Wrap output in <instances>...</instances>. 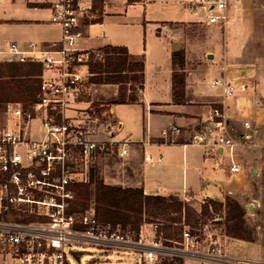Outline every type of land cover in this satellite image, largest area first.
<instances>
[{
    "label": "built area",
    "instance_id": "1",
    "mask_svg": "<svg viewBox=\"0 0 264 264\" xmlns=\"http://www.w3.org/2000/svg\"><path fill=\"white\" fill-rule=\"evenodd\" d=\"M84 1L56 0L51 4L50 22L61 29L60 45L43 48L31 44L29 50H23L18 43H9L7 49H0V56L8 55L14 62L43 67L37 102L27 108L22 103L6 104V123L0 122V244L10 250L18 264H70L69 256L77 254L74 249L80 247L141 254L142 264L165 260L179 261L176 264H264L231 255L217 244L206 226L194 234L184 229L182 245L170 246L165 244L157 222L142 225L136 233L99 224L92 207L84 213H69L76 197L73 186L89 182L95 158L114 150L119 158L128 159L136 146L118 139L123 123L113 105L99 114L90 109L79 112L82 117L69 115L78 112L74 110L77 103H84L79 97L90 76L89 64L105 57L100 49L78 46L87 11ZM194 3V8L200 6L211 13L209 24H227L226 1ZM215 9L221 14L213 15ZM211 87L221 91L224 99L248 90L237 76H221ZM208 124L211 133L202 130L182 145L201 147L205 155L214 158L227 156L230 174L241 173L243 164L237 153L255 146L257 129L245 120L243 131H238L220 106L212 108ZM182 133L180 127L170 125L162 130L160 139L176 144L172 135L177 138ZM148 145L151 143L143 146ZM144 160L150 163L153 157L144 153ZM185 200L194 199L189 196Z\"/></svg>",
    "mask_w": 264,
    "mask_h": 264
},
{
    "label": "crops",
    "instance_id": "2",
    "mask_svg": "<svg viewBox=\"0 0 264 264\" xmlns=\"http://www.w3.org/2000/svg\"><path fill=\"white\" fill-rule=\"evenodd\" d=\"M54 1L56 0L6 1V23L17 27L19 34H23L16 40L21 43L19 46L23 50H29L31 44L43 48L60 45L61 29L50 22V6ZM188 4L186 0H144L135 4H129L128 0H85L87 11L78 46L84 50L125 47L132 61L144 64L143 93L140 101L118 104L139 108L141 112V131L129 134L126 138L136 141L129 159L140 158L135 181L130 186L122 187L143 189L144 194L148 196H174L181 200L190 196L194 200L210 198L224 203L226 194L235 195L243 187L240 183L245 175L244 166L241 173L232 175L225 157L207 156L201 147H184L182 144L188 142V136L192 137L202 130L212 132L208 118L212 108L216 106L225 108L231 124L250 118L253 124L264 123V107L255 108L253 100L248 96L249 85L245 93L239 92L233 98L224 99L221 91L218 92L211 86L207 89L197 72L187 77L184 75L186 67H190V55L188 50L184 54L175 48V36L179 35V29L185 25L196 24L182 20L186 16ZM31 5L47 6L35 8ZM194 9L197 13V8ZM207 24L213 26L208 21ZM205 56H208V53ZM10 61L14 60L11 58ZM194 61L197 66L201 63V60ZM149 66L153 67L156 77L153 91L148 86ZM235 72L232 68H221L216 74L217 77L231 78L236 76ZM240 73L241 78L237 77L246 83L250 72L241 70ZM178 82L182 85L179 86ZM129 94L128 89L125 98H128ZM170 125L180 127L183 132L177 138L172 135V138L177 140L176 144L164 143L160 139L162 130ZM235 129L243 131L242 125ZM147 142L151 145L144 147ZM144 153L151 155L153 162H146ZM160 157L162 161L158 162ZM224 164H228L225 171L221 170ZM151 222L145 221L142 225L149 227ZM228 239L229 248L226 247V250L231 255L243 256L244 242Z\"/></svg>",
    "mask_w": 264,
    "mask_h": 264
},
{
    "label": "rangeland",
    "instance_id": "3",
    "mask_svg": "<svg viewBox=\"0 0 264 264\" xmlns=\"http://www.w3.org/2000/svg\"><path fill=\"white\" fill-rule=\"evenodd\" d=\"M6 1L0 0V49H7L9 43H15L17 37L23 35L19 34L20 30L17 27L6 23L8 16V3ZM186 1L189 4L186 6V16L182 20L196 24L185 25L184 28L179 29V35L175 36V48L184 54L188 50L190 55V67H186L184 75L187 77L191 73L197 72L198 76L203 79L205 87L210 89L212 81L219 78L216 73L221 68H232L236 71L235 75L240 76V78L241 70L249 71L250 76L245 80L249 85L248 96L253 100L255 108H263L264 0H220L227 3V24H213V26L207 24L208 16L211 13L200 6L197 7L198 12L195 13L194 0ZM211 1L214 4L216 0ZM212 14L220 15L221 13L215 9ZM206 53L213 55V59H208V56H205ZM10 59L11 57L8 55L0 56V62L10 61ZM195 59L201 60L200 65L197 66ZM82 71L86 72V69H82ZM148 79V86L153 91L156 77L152 66H149ZM128 89L130 86L105 87L93 85L87 80L79 97V101L84 103H77L74 110L78 112L74 111L69 115H72L73 118L82 117L79 112L85 113L90 109L99 114L113 105L118 120L123 123V130L118 135V139L131 141L126 139L127 136L141 131L140 109L115 104L120 95L125 98V92ZM216 91L219 92V90ZM139 95L142 96V94ZM3 111L4 108L0 112L2 124L6 123ZM248 120L253 124L252 118ZM242 122L232 124L236 128H240ZM253 125L257 129L255 134L257 141L256 138L253 140L255 146L237 153L238 159L245 168L243 171L245 175L240 183L243 187L235 195L226 194L225 198L238 201L245 209L246 228L240 234L250 237L251 241L241 240L244 242L242 247L245 252L241 258L254 259L264 263V123ZM34 127L36 128L37 125L34 124ZM37 136L34 137L38 138ZM190 140L191 136H188V141ZM132 142L136 141L132 140ZM139 159V157L121 159L116 151L112 150L105 155L97 156L91 165V170H95L97 178L106 184L108 183V185L111 183L114 186H130L135 181ZM227 165L224 164L221 170L225 171ZM253 169L256 171V175H253ZM207 200L210 198L193 200L192 202L197 208H200ZM220 216L222 215H212L213 219H219ZM212 217L208 218L207 224L204 226L209 229L218 245L229 248L230 239L228 238H237L228 236L225 229L216 225ZM187 229L190 228L187 227ZM74 250L77 254L69 256L70 264H142L143 260L141 254L130 252H104L98 248L83 247ZM177 262L165 260L161 264H176ZM14 263L10 250L0 244V264Z\"/></svg>",
    "mask_w": 264,
    "mask_h": 264
},
{
    "label": "trees",
    "instance_id": "4",
    "mask_svg": "<svg viewBox=\"0 0 264 264\" xmlns=\"http://www.w3.org/2000/svg\"><path fill=\"white\" fill-rule=\"evenodd\" d=\"M143 1L128 0V3ZM31 6L43 8L47 5ZM100 50L105 57L103 61L89 64V82L130 86L128 98L120 95L115 104L139 102V94L143 92L144 64L132 61L125 47H105ZM42 74L43 67L39 63L0 62V112L8 103H22L27 108L37 102ZM178 85L182 83L178 82ZM73 189L76 197L69 213H84L92 207L98 223L109 225L113 230L138 233L145 221L157 222L161 225L165 244L180 246L184 227L190 228L194 234L207 224L209 217L220 214L222 216L219 219H212L225 229L228 236L251 241L250 237L240 234L246 228L245 209L231 198H226L225 203L207 200L198 210L192 201L187 202L178 197L148 196L140 188L108 185L97 178L93 169L89 182L76 183Z\"/></svg>",
    "mask_w": 264,
    "mask_h": 264
},
{
    "label": "water",
    "instance_id": "5",
    "mask_svg": "<svg viewBox=\"0 0 264 264\" xmlns=\"http://www.w3.org/2000/svg\"><path fill=\"white\" fill-rule=\"evenodd\" d=\"M208 59H213V55H208ZM253 175H256V171L253 169L252 170Z\"/></svg>",
    "mask_w": 264,
    "mask_h": 264
}]
</instances>
